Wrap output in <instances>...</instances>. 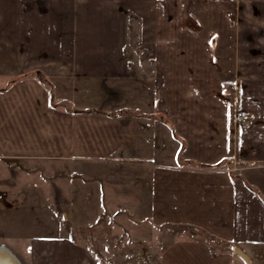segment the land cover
I'll list each match as a JSON object with an SVG mask.
<instances>
[{
	"label": "crops",
	"instance_id": "1",
	"mask_svg": "<svg viewBox=\"0 0 264 264\" xmlns=\"http://www.w3.org/2000/svg\"><path fill=\"white\" fill-rule=\"evenodd\" d=\"M234 4L0 0V247L21 264H101L82 231L124 210L114 217L123 230H198L161 264L263 253L264 149L249 128L240 143L222 79L236 72L249 89L264 0L242 17ZM240 154L252 163L237 166Z\"/></svg>",
	"mask_w": 264,
	"mask_h": 264
},
{
	"label": "rangeland",
	"instance_id": "2",
	"mask_svg": "<svg viewBox=\"0 0 264 264\" xmlns=\"http://www.w3.org/2000/svg\"><path fill=\"white\" fill-rule=\"evenodd\" d=\"M228 1V0H224ZM233 1L234 11L239 10V16L245 12L247 5L251 3L253 0H230ZM261 8V7H260ZM262 8L259 12V15L256 19L260 22V28L256 26V30H254V46H251V50L255 53L254 56V77L252 80H249L248 85L249 89H245L243 87L241 78L237 76L236 72H231L225 79H222V86H233L235 87L230 93L224 95V97H231L232 100V108H234V116L237 118L239 126H238V134L240 143L242 140V131L245 128H249L251 132H254L255 135V150H263L262 141L264 140V15L262 14ZM263 26V27H262ZM244 33V30L239 31V36L241 37ZM244 47L239 48V54L242 55V50ZM211 50L212 55H216L217 50L216 43ZM251 52V51H250ZM230 49L225 47L223 52L224 62L228 59L230 55ZM218 56V55H217ZM242 57V56H241ZM225 85V86H224ZM231 88V87H230ZM227 90V88H225ZM230 90V89H228ZM227 90V91H228ZM261 90L260 94H257ZM248 91H251L248 94ZM254 92L253 94H251ZM253 98V100H252ZM254 103H253V102ZM248 115H252L248 116ZM249 126V127H248ZM253 134V133H252ZM257 136V137H256ZM245 154L250 149L243 148ZM241 149V150H243ZM254 150V151H255ZM243 151V152H244ZM241 153V152H240ZM250 162V161H249ZM249 162L246 159L242 158V155L239 156V162L237 166L246 167L249 166ZM256 164L263 165L264 160H255ZM252 163V162H250ZM252 165V164H251ZM129 168V167H128ZM55 176V175H54ZM63 177L66 178V175ZM73 176L70 177L72 179ZM84 178V176H81ZM86 179V178H85ZM84 179V180H85ZM54 181V180H50ZM86 181V180H85ZM83 182V181H82ZM86 185H94L95 183H86ZM94 196L93 199L97 203V209H100V206L104 208V204L102 203L104 200H107L106 190H104L102 184H98L93 186ZM128 212V211H127ZM126 212V214H127ZM122 214L125 213L123 210ZM104 213L99 223L95 226H91L89 229H85L82 231V235L80 238V242L84 245H87L90 250L95 254L96 259L101 264H161V255L166 247H168L174 241H178L180 236L171 235L169 230H180L181 228L176 226H168V227H160L159 230H155L150 228V226H146L142 231L137 230L132 223H123L126 225V229L123 230L118 221L111 223L110 219ZM118 217V216H117ZM123 219V218H122ZM89 223V221H87ZM122 224V223H121ZM128 224V225H127ZM81 225V223H80ZM184 230H192L190 228H182ZM142 230V229H141ZM131 233H130V232ZM140 231V232H137ZM124 232H128L131 234V239L129 237L122 236ZM192 233V232H190ZM189 233V234H190ZM185 234H188L187 232ZM130 236V235H129ZM192 236V235H191ZM162 237V240H161ZM194 237V236H193ZM121 238V239H120ZM160 238V239H159ZM206 242H211V239H203ZM158 242L159 244H156ZM211 244V243H210ZM216 245V244H211ZM218 246V245H216ZM215 247V246H214ZM221 247V246H220ZM251 261L252 264H264V250L258 252L257 250H251ZM245 264V263H243Z\"/></svg>",
	"mask_w": 264,
	"mask_h": 264
},
{
	"label": "water",
	"instance_id": "3",
	"mask_svg": "<svg viewBox=\"0 0 264 264\" xmlns=\"http://www.w3.org/2000/svg\"><path fill=\"white\" fill-rule=\"evenodd\" d=\"M234 252L245 262V264H252L250 256L242 249L235 247ZM0 255L4 256V258L0 259V264H4L3 260L6 261L5 264H21L20 261L5 247H0Z\"/></svg>",
	"mask_w": 264,
	"mask_h": 264
},
{
	"label": "built area",
	"instance_id": "4",
	"mask_svg": "<svg viewBox=\"0 0 264 264\" xmlns=\"http://www.w3.org/2000/svg\"><path fill=\"white\" fill-rule=\"evenodd\" d=\"M8 163L11 164V163H13V162H12V161H9ZM15 163H16L20 168H21V167L24 168V166H23L21 160L15 162ZM26 169H29V168L27 167ZM58 176H61V174H58ZM70 177H71V175L66 176V178H68V179H69ZM55 178H56V176H51V177H50V180H55ZM122 211H123V210H120V211L116 212L114 216H109L107 213H106L105 215H107V216L109 217V219H110V222L113 223V222H114V219H115L114 217L117 216V215H119ZM183 231H185V230L181 228L180 230H169V233H170L171 235L180 236V235L182 234ZM191 231H192V232H196V231H198V230L195 228V229H192ZM193 234H195V233H193ZM129 235H130V236H129ZM124 236H127V237H129V239H131V234H129L128 232H124V235L122 236V238H123ZM120 239H121V238H120Z\"/></svg>",
	"mask_w": 264,
	"mask_h": 264
}]
</instances>
